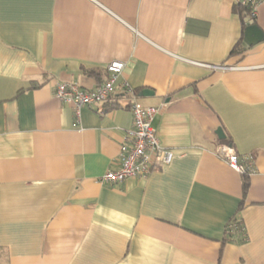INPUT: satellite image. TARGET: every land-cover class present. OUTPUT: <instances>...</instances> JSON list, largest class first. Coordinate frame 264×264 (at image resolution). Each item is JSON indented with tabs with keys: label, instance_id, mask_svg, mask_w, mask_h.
<instances>
[{
	"label": "crops",
	"instance_id": "crops-1",
	"mask_svg": "<svg viewBox=\"0 0 264 264\" xmlns=\"http://www.w3.org/2000/svg\"><path fill=\"white\" fill-rule=\"evenodd\" d=\"M237 6L0 0V264H264V38L244 44ZM245 20L264 35V2ZM114 61V106L77 118L55 99L60 82L96 88ZM122 84L160 107L152 126L174 156L106 184L133 123ZM218 128L250 163L245 195ZM234 219L240 242L225 239Z\"/></svg>",
	"mask_w": 264,
	"mask_h": 264
},
{
	"label": "built area",
	"instance_id": "built-area-1",
	"mask_svg": "<svg viewBox=\"0 0 264 264\" xmlns=\"http://www.w3.org/2000/svg\"><path fill=\"white\" fill-rule=\"evenodd\" d=\"M262 2L264 0H236V4L240 7L250 9L249 17L255 15L257 4ZM123 68V63L111 62L106 66L107 79L96 88L85 91L76 83L60 82L55 85L53 95L58 102L70 106L75 117L78 118L82 108L95 109L112 99L119 88L117 81ZM214 68L222 69L223 67ZM119 98L122 105L130 110L133 123L127 132V140L119 145L116 168L109 170L101 178V182L106 184H118L135 177L146 179L161 166L169 164L174 156L171 150L159 144L156 131L152 126L160 107L142 106L127 84H122ZM217 155L223 158L233 170L239 173L245 170L251 172L250 163L246 165L244 160L242 163L230 146H218Z\"/></svg>",
	"mask_w": 264,
	"mask_h": 264
},
{
	"label": "trees",
	"instance_id": "trees-1",
	"mask_svg": "<svg viewBox=\"0 0 264 264\" xmlns=\"http://www.w3.org/2000/svg\"><path fill=\"white\" fill-rule=\"evenodd\" d=\"M237 11L239 13L240 19L243 22V31L245 30V28L247 27L248 23L246 22V17H248L249 13H250V9L247 7H240L237 6ZM241 41L242 39L232 48V50L230 51L229 55H233V54H239L242 52V48L240 47L241 45ZM134 94H136V91H134ZM113 101H109L107 103H111ZM114 106V102L113 105ZM219 145H227L232 147V141L229 137H225L222 140H219ZM251 172L245 170L244 172L241 173L242 176V191H243V195L246 194L248 186H249V176H250ZM242 226L241 223L234 219L231 220L226 228H225V239L227 241H231V242H240L242 240ZM0 256H2V251H0Z\"/></svg>",
	"mask_w": 264,
	"mask_h": 264
},
{
	"label": "water",
	"instance_id": "water-1",
	"mask_svg": "<svg viewBox=\"0 0 264 264\" xmlns=\"http://www.w3.org/2000/svg\"><path fill=\"white\" fill-rule=\"evenodd\" d=\"M264 38L263 32L255 25L248 24L244 31V44L247 46L255 45L261 42ZM142 96H152L153 93L149 90H143L141 93ZM217 138L222 140L225 138V135L221 128L216 130Z\"/></svg>",
	"mask_w": 264,
	"mask_h": 264
}]
</instances>
